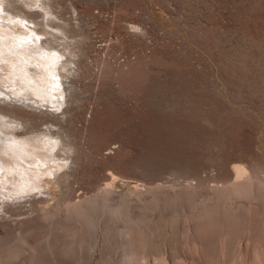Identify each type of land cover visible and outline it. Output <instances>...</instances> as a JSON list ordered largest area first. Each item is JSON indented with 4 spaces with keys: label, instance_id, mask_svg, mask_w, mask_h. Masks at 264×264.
Returning a JSON list of instances; mask_svg holds the SVG:
<instances>
[{
    "label": "rangeland",
    "instance_id": "1",
    "mask_svg": "<svg viewBox=\"0 0 264 264\" xmlns=\"http://www.w3.org/2000/svg\"><path fill=\"white\" fill-rule=\"evenodd\" d=\"M15 1L0 14L70 50V95L63 114L0 108L19 135L56 122L72 151L47 195L0 200V264H118L106 228L128 223L87 203L112 176L108 209L144 222L130 264H264V0H42L47 21Z\"/></svg>",
    "mask_w": 264,
    "mask_h": 264
},
{
    "label": "bare ground",
    "instance_id": "2",
    "mask_svg": "<svg viewBox=\"0 0 264 264\" xmlns=\"http://www.w3.org/2000/svg\"><path fill=\"white\" fill-rule=\"evenodd\" d=\"M14 1L15 0H0V10L4 5L12 7ZM16 1H19L20 4H23L28 8H41L45 14L40 17L45 18V21L49 20L51 10L49 11L47 3L43 2L44 0ZM4 13V15L0 14L2 15L0 16V95L5 97L11 96L12 98L15 97L19 106L24 105L33 111L45 109V113L57 112V110L60 109L63 104H67L68 102L66 103V101L69 100L65 99L70 93L67 88L62 86L64 83L62 84L61 78L64 77L65 73H69L68 65L72 62L68 58V52L70 50L68 49V51H66L64 43H59L61 38L57 36V29L53 28L49 23L42 20L44 24L49 27V30L45 28L42 29L41 26V29L36 30L35 28L33 29L29 27V24L35 25V21L20 16L19 12L16 15H12V13H8L4 10ZM15 16H19L17 17L19 20H16ZM4 22L7 24H4ZM3 29L7 30L9 34L2 32ZM42 36H47V39L45 41L41 40L40 37ZM34 37L39 43L37 40V42L33 40ZM60 46L62 47L61 49H59ZM12 104L15 105L16 103L14 102ZM61 110L62 109H60V111ZM40 112L42 111L40 110ZM63 112L64 111L62 110L61 113L63 114ZM18 124L20 126V122H18L16 118L11 117L0 108V200L3 202H6V200L9 202L12 196L13 199H11V201H19V198L24 195L28 196L31 193H34V191H38L41 196L44 197V195H47L48 193L41 189L47 186L48 183L52 182L56 175L55 173H61L64 169L67 170L69 164L68 151L71 148L70 140L68 141L67 139H64L65 141H63V128L61 129L56 122L49 123V126L45 124L46 129L43 130L31 131L28 133L24 132V135L15 133ZM70 150L72 151V149ZM241 173L242 169L237 167L236 174L240 175ZM112 177L113 180L106 184L105 189L102 192L103 195L100 196L102 201H98V193L89 199L87 198V203L94 207V211L96 210L98 212V220L104 215H107L108 217L115 215L118 218L121 217L125 220L124 222L128 223L127 228L123 226V229H114L111 228L112 226L110 227L112 230L106 228L107 241H105V243H112V245L105 244L106 246H103L106 251L111 247L120 249L122 255L119 262L116 263L130 264L132 259H134L133 255L135 253H133L134 249L132 250V244L134 242L129 238L130 229L138 224L142 227L144 222L143 219H140L141 217L136 218L138 216L134 217L131 213H128V211L123 210L118 206L117 209L115 207L113 209H108L105 201L113 191L112 185L114 184L115 178L114 176ZM7 198H9V200ZM2 201H0L1 204L3 203ZM110 220L111 218H109V220L107 218V221ZM94 223L89 222L87 224L88 231L93 229ZM131 230H133V228ZM85 231H87L86 227ZM83 233L86 232L83 230ZM89 237L88 240L86 239L87 241H85L87 250L90 249L93 244L91 241L93 237L91 239ZM82 240L84 241V239H81V242L83 243ZM135 264L137 263L135 262Z\"/></svg>",
    "mask_w": 264,
    "mask_h": 264
}]
</instances>
